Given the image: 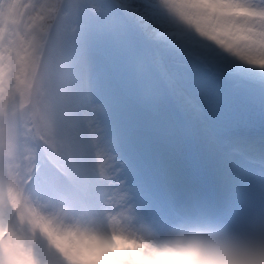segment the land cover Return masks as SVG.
Here are the masks:
<instances>
[{"label":"snow or ice","instance_id":"6c2138e0","mask_svg":"<svg viewBox=\"0 0 264 264\" xmlns=\"http://www.w3.org/2000/svg\"><path fill=\"white\" fill-rule=\"evenodd\" d=\"M60 11L46 66L58 152L32 182L98 202L102 168L142 214L264 215V0H63Z\"/></svg>","mask_w":264,"mask_h":264},{"label":"rangeland","instance_id":"374dc122","mask_svg":"<svg viewBox=\"0 0 264 264\" xmlns=\"http://www.w3.org/2000/svg\"><path fill=\"white\" fill-rule=\"evenodd\" d=\"M58 1L0 0V187L11 188L22 198L29 196L46 203L52 210L103 232L121 228L158 242L196 239L205 245L228 250L237 258L236 264H251L264 259V215L255 210L234 214L183 206V209L177 208L158 215L142 214L128 203L127 193L121 191L120 185L102 168H98V172L110 187L98 202L86 203L65 195L55 185L38 188L32 182L35 169L45 158L50 164H56L53 158L58 152L56 124L51 115L47 92L46 66L61 42L64 21L61 11L56 12L55 9L52 19L56 21L58 18V25L49 26L48 29V32L54 31V39L42 41L44 34L41 33L42 37L39 35L40 41L37 42L30 28L19 29L8 21V11L14 5V8L23 9L27 16L36 13L45 16L52 14L51 9L56 2L57 7ZM252 2L259 4V0ZM242 14L249 19L257 18L247 11ZM34 64L35 75L40 76L37 83L44 89L42 101L37 102V135L34 140L20 147L21 113L23 106L33 101L30 96V74ZM175 210L179 213H172ZM215 218L219 222L214 221ZM95 261L96 264H116L115 257L103 252L96 255ZM49 264H62V261L51 254Z\"/></svg>","mask_w":264,"mask_h":264},{"label":"clouds","instance_id":"9594fccd","mask_svg":"<svg viewBox=\"0 0 264 264\" xmlns=\"http://www.w3.org/2000/svg\"><path fill=\"white\" fill-rule=\"evenodd\" d=\"M116 264H236L228 250L196 239L158 242L131 230H98L39 200L0 187V264H96L99 253ZM251 264H264L258 259Z\"/></svg>","mask_w":264,"mask_h":264},{"label":"trees","instance_id":"16d2710c","mask_svg":"<svg viewBox=\"0 0 264 264\" xmlns=\"http://www.w3.org/2000/svg\"><path fill=\"white\" fill-rule=\"evenodd\" d=\"M63 0H59L57 7L56 3L54 5V7L51 9L52 10V14H46L45 16H41V13H36L30 16H27V14L24 12V10H20L18 8H12L11 10L9 9L8 11V15H9V19L8 21L12 23V25L14 27H18L19 29H23V28H30V30L33 32V34H35V36L37 37V42L40 41V39H38V36L40 35L42 37V34L44 39H41L42 41H45V39L47 38V41L54 39V31H50L48 32V29L51 26H57V20L53 21L52 18H54L53 16L54 11L56 9V12H58V7L60 5V3H62ZM46 11V10H43ZM41 11V12H43ZM50 26V27H49ZM42 33V34H41ZM42 43V42H41ZM43 45V44H42ZM35 65V64H34ZM36 65L34 66V69H32L31 74H30V78L32 83H30L31 86V91H30V96L32 98V103H27V105L23 108V112L21 113V117H23V120L21 121V124L19 125V132L20 135H22V137H19V145L20 147H24L26 145L27 141H32L36 138L37 135V127L35 125L36 119L38 118V110H39V106H37V102L42 101L41 95H43V86L38 85L37 82L40 81V76L38 77V75L36 74ZM50 102V101H49ZM40 104H43L40 102ZM29 144V143H28ZM27 147V146H26Z\"/></svg>","mask_w":264,"mask_h":264},{"label":"bare ground","instance_id":"6f19581e","mask_svg":"<svg viewBox=\"0 0 264 264\" xmlns=\"http://www.w3.org/2000/svg\"><path fill=\"white\" fill-rule=\"evenodd\" d=\"M203 221V220H202Z\"/></svg>","mask_w":264,"mask_h":264}]
</instances>
